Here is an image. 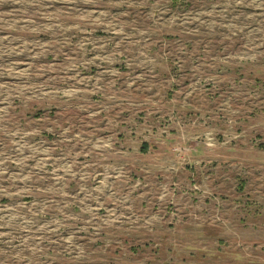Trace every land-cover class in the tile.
<instances>
[{"label": "rangeland", "instance_id": "1", "mask_svg": "<svg viewBox=\"0 0 264 264\" xmlns=\"http://www.w3.org/2000/svg\"><path fill=\"white\" fill-rule=\"evenodd\" d=\"M0 264H264V0H0Z\"/></svg>", "mask_w": 264, "mask_h": 264}, {"label": "trees", "instance_id": "2", "mask_svg": "<svg viewBox=\"0 0 264 264\" xmlns=\"http://www.w3.org/2000/svg\"><path fill=\"white\" fill-rule=\"evenodd\" d=\"M148 147H149L148 145H144V148H145L144 151H147Z\"/></svg>", "mask_w": 264, "mask_h": 264}]
</instances>
